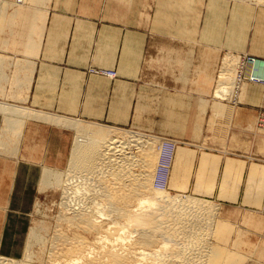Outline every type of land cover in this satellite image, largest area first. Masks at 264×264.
I'll return each mask as SVG.
<instances>
[{
    "label": "rangeland",
    "instance_id": "rangeland-1",
    "mask_svg": "<svg viewBox=\"0 0 264 264\" xmlns=\"http://www.w3.org/2000/svg\"><path fill=\"white\" fill-rule=\"evenodd\" d=\"M256 1L0 0V68L5 72L0 102L66 115L92 127L167 139L175 149L165 161L166 190L213 203L215 213L208 216L214 223L211 219L208 225L214 229L206 227L211 236L209 230L205 232L211 237H207L209 242L243 264H264V65H260L264 62V1ZM53 10L82 19L77 25L83 30L76 38L57 43L66 51L84 55H44ZM21 11L33 13L29 40L20 36V41L31 44L30 50L13 44L21 23L18 19L17 25L11 23L13 19L9 23V19ZM116 15L131 19L132 35L117 40L120 49L115 57L97 55L108 51L105 45L114 43L104 38L109 27L105 22ZM128 44L131 48H126ZM251 58L256 59L252 74L247 64ZM223 80L230 84L221 97L216 92ZM216 105L222 107L220 113ZM25 120L19 127L8 128L3 122L0 127L1 154L21 157L17 198L8 199L11 184L0 182V222L6 219L10 223L0 227V254L23 258L28 232L37 227L45 237L32 246L30 261L45 264L56 229L73 233L78 227L63 218L77 198L72 193L74 201H70L63 194L65 175L61 185L39 190L43 166L52 165L66 174L69 153L64 151L62 127L39 119ZM30 121L35 123L30 124L29 134L36 144L25 146L29 137L25 126ZM70 133L75 131L70 129ZM73 137H69L72 143ZM12 145L15 152L10 150ZM125 149L140 155L136 146ZM159 153L156 146V160ZM0 158L3 180L5 168L10 167L5 162L8 159ZM158 160H153L155 165ZM134 168L145 169L140 164ZM153 168L150 182L155 186L151 176L154 178L157 167ZM65 200L70 206L60 205ZM80 232L91 239L95 236L94 232Z\"/></svg>",
    "mask_w": 264,
    "mask_h": 264
},
{
    "label": "bare ground",
    "instance_id": "bare-ground-1",
    "mask_svg": "<svg viewBox=\"0 0 264 264\" xmlns=\"http://www.w3.org/2000/svg\"><path fill=\"white\" fill-rule=\"evenodd\" d=\"M26 11L14 13L15 15L10 19L7 17L9 23L11 19L14 20L11 23L17 25L15 22L17 19L18 23H21L14 32L13 40L14 47L21 48V50L25 47L28 50V46H31L25 42L31 35L28 27L33 13ZM22 34L25 36V42L20 41ZM247 64L248 71L252 74L255 71L256 59L251 58ZM260 65H264V62H260ZM223 75L221 77H225ZM252 78L257 80L255 77ZM4 79L5 72L0 68V82ZM222 79L225 80V78ZM224 80L221 81L220 88L218 87L216 92L221 97L226 95V85L230 84V82L226 84ZM216 109L220 113L222 107L216 105ZM0 116L3 124L8 128H14L16 125L19 127L18 123L25 119H39L48 124L75 131L66 174L53 168L52 165L43 166L41 172L39 190H48L55 183L61 185V177L65 175L62 183L63 194L69 196L64 197L72 201L73 193V198H77L71 206L67 200L64 203L63 200L60 205L67 203V206H70V212L68 209L65 210L69 213L64 211L63 218L70 225L78 227H75L77 229L73 233L60 229L61 227L56 229L57 232L52 237L49 257L45 264H243L241 259L232 258L229 252L222 250L218 245H212L209 242L211 238L209 235L207 236L209 239L206 237V230L213 228L210 221L213 220L214 223V218L208 216L214 212L213 203L199 197H190L180 193L172 194L163 186V178L166 174L165 161L168 154L175 149V146L167 139L159 136L155 138L154 135L136 131L126 133L102 126L92 127L90 124L66 115L33 110L5 102H0ZM158 139L161 142L157 141ZM126 144L131 147L136 146L140 155H131L133 151L126 152ZM156 146L160 148V153L157 155L159 156L157 157L158 165L154 163L157 160L153 154ZM10 150L15 152L16 147L12 145ZM0 156H3L1 152ZM139 164L145 169L136 170L134 167ZM154 165L157 167L155 169L157 173L155 176L153 174L154 178L151 176V180L154 179L152 182L155 183V186H152L150 170L154 169ZM209 211L212 212L208 213ZM208 222L211 224L208 225ZM105 224H108V227ZM207 226L209 229H206ZM80 229L94 232L95 236L91 239L82 234ZM209 234L211 236L212 231ZM43 237L45 236L42 235L41 229L31 227L27 235L24 257L15 258L0 254V264H34L30 261V257L34 255L31 249L34 244L42 242ZM46 242L48 244L49 241ZM39 257L42 258V255Z\"/></svg>",
    "mask_w": 264,
    "mask_h": 264
},
{
    "label": "crops",
    "instance_id": "crops-1",
    "mask_svg": "<svg viewBox=\"0 0 264 264\" xmlns=\"http://www.w3.org/2000/svg\"><path fill=\"white\" fill-rule=\"evenodd\" d=\"M59 21V25L54 26L57 21ZM104 20V19H102ZM108 20V22H105V24H108L109 27L105 28V39L111 41L113 40V44H107L105 45L108 47V51H100L97 52V55H102V56H112L115 57L118 54V49L119 48V43H117V40L121 39L122 37H127L129 38V35H132V28L129 27L130 24V18L127 16H111ZM82 19L79 16H74V15H69V14H63L61 12H57L54 14V10L49 17V21L47 23V32H46V38H45V46H44V55L45 56H65V55H84L83 52L79 51H66L64 47H59V44L57 43L58 40H64V39H70L71 37L76 38V34H78L81 30L80 27H78L77 24H81ZM104 22V21H102ZM51 32V33H50ZM50 33V34H49ZM59 33V34H57ZM65 36V37H64ZM131 48V44L126 45V48ZM108 64L110 61H106ZM2 123V117L0 118V127ZM30 124H35L32 123V121L28 122L26 124L25 129L28 131V138L25 140V146L31 145V143L36 144V140L34 137L31 138L29 132L31 131V126ZM35 127V126H34ZM61 136H64L66 138V147L65 150L67 153H70L72 142L70 141V138H72L73 134L70 133V129H64V127L61 128ZM32 139V140H31ZM28 144V145H27ZM1 157V156H0ZM2 158L8 159L5 162L7 163V167L9 165L10 168H5L6 169V174L5 177L6 179H1V183H10L11 187L8 188L7 193H8V199H15L17 196H15V190L16 189V184L19 181L20 175V170L18 169L20 167L21 163V157H6L2 156ZM5 159H2L3 161ZM68 159V156H67ZM4 170V169H3ZM3 172V171H2ZM18 172V173H17ZM1 178H4V172ZM15 196V197H14ZM7 198V197H6ZM10 208V204L8 205ZM8 213H6V216ZM10 223H8L5 219L0 222V227H7Z\"/></svg>",
    "mask_w": 264,
    "mask_h": 264
}]
</instances>
